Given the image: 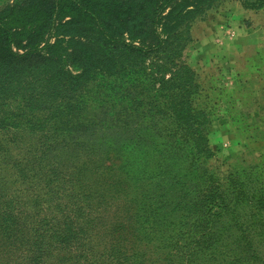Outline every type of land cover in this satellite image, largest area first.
<instances>
[{"label":"trees","instance_id":"16d2710c","mask_svg":"<svg viewBox=\"0 0 264 264\" xmlns=\"http://www.w3.org/2000/svg\"><path fill=\"white\" fill-rule=\"evenodd\" d=\"M240 1L264 6V0ZM221 2L0 0V129L31 133L0 137V264H129L137 257L130 244L155 240L169 247L166 260L142 263L137 257L135 264H176L179 256L184 264H264L263 182L247 189L235 175L226 188L208 182L197 199H179L187 219L166 236L162 204L148 215L143 210L140 217H147L136 221L137 233L126 231L124 220L97 213L110 205L106 189L92 201L79 178L108 147L122 154L125 172L138 167L145 177V163L134 153L145 149L149 131L161 138L164 147L155 152L165 161L179 155L187 165L198 162L195 140L210 125L176 120L178 111L190 118L197 109L177 99V84L166 73L178 65L172 50L193 21ZM129 56L139 63L125 64ZM19 80L23 88L6 89ZM160 171L189 185L178 179L180 171L163 164ZM73 181L79 189L64 204ZM227 216L223 226L219 219Z\"/></svg>","mask_w":264,"mask_h":264},{"label":"rangeland","instance_id":"374dc122","mask_svg":"<svg viewBox=\"0 0 264 264\" xmlns=\"http://www.w3.org/2000/svg\"><path fill=\"white\" fill-rule=\"evenodd\" d=\"M172 52L178 65L170 64L166 77L172 79L173 85L177 84V99L197 109L190 118H180L182 113L178 111L176 120L184 123V119H187L189 124L208 123L211 128L208 134L195 140L199 144L196 152L198 162L187 165L179 155L165 161L155 152L156 147H164L161 138L149 131L144 133L149 139L144 145L145 149L134 153L145 163V177L138 167L125 172L120 165L122 154H117L112 147L99 153V156H103L90 164L88 175L79 177L88 185L92 201L99 199V190L103 187L107 196L112 197L110 205L102 206L97 211L98 215L111 221L122 219L127 225L124 229L134 233H137L136 221L142 220L144 223L147 217L141 218L140 215L145 212L148 215L153 207L162 204L161 212L166 211L165 222H162L164 229H167L164 233L166 236L174 234V230H179L187 219L183 202L179 199H197L201 194L199 189L208 182L226 188L230 175H235V178L242 179L239 183L244 184V189L251 187L254 181L264 183V6L248 8L240 0H223L193 21L185 41ZM124 60L125 64L134 65L140 61L130 56ZM23 73L28 74L27 71ZM19 87H24L23 81L18 85H8L6 89L11 88L16 92ZM54 88L58 90L61 85ZM2 102H8V99ZM94 113H90L91 117ZM18 134L31 135L25 128L0 129L3 139ZM109 154L112 156L107 162L105 160ZM162 164L168 170L180 171L178 179L189 185L176 184L175 179L171 178L173 174L160 171ZM73 167L71 163L70 169ZM66 186L69 190L63 192L64 204L72 202L79 183L73 181ZM169 203H173L176 209L170 211L169 207L164 206ZM228 220V216L221 217L219 222L226 226ZM143 223L140 225L144 226ZM221 224H216L218 229L223 227ZM101 232L107 239L106 233ZM191 232L194 233V228H191ZM133 245L130 244L142 263H150L158 257L159 261L164 262L168 256L169 247H164L159 240L136 241ZM259 250L264 251V247ZM135 256L130 258L129 264L136 263ZM199 257L201 261V255ZM173 260L176 264H184L180 256Z\"/></svg>","mask_w":264,"mask_h":264}]
</instances>
